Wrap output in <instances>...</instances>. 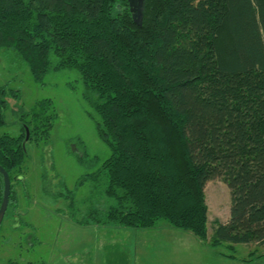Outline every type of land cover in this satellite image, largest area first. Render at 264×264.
<instances>
[{
    "label": "trees",
    "instance_id": "16d2710c",
    "mask_svg": "<svg viewBox=\"0 0 264 264\" xmlns=\"http://www.w3.org/2000/svg\"><path fill=\"white\" fill-rule=\"evenodd\" d=\"M2 48L36 82L59 71L79 77L110 151L90 177L106 180L114 201L89 223L146 230L165 221L205 242L204 189L219 179L229 214L210 246L264 245V0H144L140 27L127 0H0ZM8 94L0 89V128ZM50 104L21 120L18 137L0 135L11 230L20 213L13 184L26 146L48 141ZM2 192L0 174V205Z\"/></svg>",
    "mask_w": 264,
    "mask_h": 264
},
{
    "label": "rangeland",
    "instance_id": "374dc122",
    "mask_svg": "<svg viewBox=\"0 0 264 264\" xmlns=\"http://www.w3.org/2000/svg\"><path fill=\"white\" fill-rule=\"evenodd\" d=\"M1 88L9 94L0 135L18 137L21 123L39 112L38 104H51L44 114L50 124L48 141L26 146L20 186L13 184L20 213L11 230L13 202L8 204L0 227V264H264V247L210 246L212 229L229 214V190L219 179L204 189L205 242L165 221L146 230L89 223L90 212L108 211L114 201L105 194L106 180L96 183L90 177L110 151L96 135L97 117L82 100L78 75L52 72L36 82L14 52L2 48Z\"/></svg>",
    "mask_w": 264,
    "mask_h": 264
},
{
    "label": "water",
    "instance_id": "95a60500",
    "mask_svg": "<svg viewBox=\"0 0 264 264\" xmlns=\"http://www.w3.org/2000/svg\"><path fill=\"white\" fill-rule=\"evenodd\" d=\"M127 2H128V9L134 24L140 27L142 24L144 0H127ZM25 133H26L25 140H27L29 137V130L27 128L25 129ZM0 174L2 175V180H3L2 201L0 205V225H1L9 204L11 184L8 174L1 167H0Z\"/></svg>",
    "mask_w": 264,
    "mask_h": 264
},
{
    "label": "crops",
    "instance_id": "0c3cea01",
    "mask_svg": "<svg viewBox=\"0 0 264 264\" xmlns=\"http://www.w3.org/2000/svg\"><path fill=\"white\" fill-rule=\"evenodd\" d=\"M224 223V222H223ZM248 245V244H247ZM250 246H256V247H264V245H257V244H255V245H252V244H249Z\"/></svg>",
    "mask_w": 264,
    "mask_h": 264
},
{
    "label": "flooded vegetation",
    "instance_id": "af4514ba",
    "mask_svg": "<svg viewBox=\"0 0 264 264\" xmlns=\"http://www.w3.org/2000/svg\"><path fill=\"white\" fill-rule=\"evenodd\" d=\"M28 264H30V263H28Z\"/></svg>",
    "mask_w": 264,
    "mask_h": 264
}]
</instances>
